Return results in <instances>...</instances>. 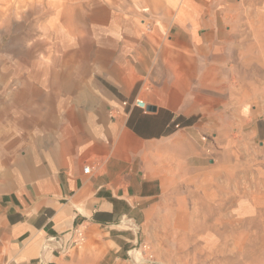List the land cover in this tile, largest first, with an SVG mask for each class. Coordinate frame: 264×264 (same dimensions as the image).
<instances>
[{
	"label": "crops",
	"instance_id": "obj_1",
	"mask_svg": "<svg viewBox=\"0 0 264 264\" xmlns=\"http://www.w3.org/2000/svg\"><path fill=\"white\" fill-rule=\"evenodd\" d=\"M164 25L146 35L125 22L83 74H62L73 129L32 131L27 153L0 171V264L133 262L166 205L236 176L241 136L264 152L263 89L237 85L233 31L182 5ZM136 98L155 111L122 105ZM45 102L42 119L53 118ZM77 229L83 252L69 246Z\"/></svg>",
	"mask_w": 264,
	"mask_h": 264
},
{
	"label": "rangeland",
	"instance_id": "obj_2",
	"mask_svg": "<svg viewBox=\"0 0 264 264\" xmlns=\"http://www.w3.org/2000/svg\"><path fill=\"white\" fill-rule=\"evenodd\" d=\"M181 5L233 31L237 85H261L264 98V0H0V171L27 153L32 131L73 129L62 80L68 66L83 74L96 55L105 54L122 24L135 22L149 35L160 23L168 26ZM52 98L54 116L42 119L48 112L43 101ZM37 105L43 114L33 112ZM259 140L241 136L236 176L224 173L209 197L192 192L186 200L171 201L146 226L138 259L122 264H264ZM86 248L87 240L77 250Z\"/></svg>",
	"mask_w": 264,
	"mask_h": 264
},
{
	"label": "built area",
	"instance_id": "obj_3",
	"mask_svg": "<svg viewBox=\"0 0 264 264\" xmlns=\"http://www.w3.org/2000/svg\"><path fill=\"white\" fill-rule=\"evenodd\" d=\"M122 105L124 107H127V108H137V109H140L142 110L143 112L147 113V104L146 102L141 99V98H136L134 99L132 102H128V101H124L122 103ZM204 141L206 140V138L203 139ZM84 173L86 175L90 174L91 173V168L89 166H86L84 168ZM86 240V235H85V231L83 229H77L72 238H71V242H70V245L69 246H74V247H78L79 245H81L84 241ZM66 249V248H65ZM68 249V247H67ZM66 252V250H65Z\"/></svg>",
	"mask_w": 264,
	"mask_h": 264
},
{
	"label": "water",
	"instance_id": "obj_4",
	"mask_svg": "<svg viewBox=\"0 0 264 264\" xmlns=\"http://www.w3.org/2000/svg\"><path fill=\"white\" fill-rule=\"evenodd\" d=\"M147 110H148V111H155V108H153V107H148Z\"/></svg>",
	"mask_w": 264,
	"mask_h": 264
}]
</instances>
